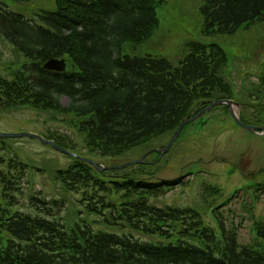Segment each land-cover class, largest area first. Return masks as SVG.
<instances>
[{
    "label": "trees",
    "instance_id": "1",
    "mask_svg": "<svg viewBox=\"0 0 264 264\" xmlns=\"http://www.w3.org/2000/svg\"><path fill=\"white\" fill-rule=\"evenodd\" d=\"M8 1L29 6L33 0H0V38L23 57L0 75V113L56 115L82 136L89 154L114 158L143 149L171 138L184 119L212 102L235 97L223 75L229 53L217 43L189 42L178 64L123 53L125 44L151 37L159 25L157 8L166 0H56L55 9L35 11L12 10ZM200 13L204 36L232 38L264 21V0H202ZM59 58L69 60L73 71L44 68ZM64 96L71 101L66 107L60 103ZM257 112L254 122L264 126V106ZM249 119L241 116L257 125ZM48 139L76 148L61 134ZM11 151L0 138V264H264V220L253 210L264 184L250 187L255 200L236 205L240 214L234 205L227 209L231 199L213 206L222 189L207 188L213 225L193 207L159 206L160 198L186 182L157 178L166 163L153 158L156 151L148 162L103 173L69 156L73 161L52 182L78 196L77 202L71 196L43 199L46 182L30 197V210L21 211L14 201L27 165L10 158ZM65 203L81 207L77 220L54 214ZM244 210L253 221L249 244L239 242ZM84 213L99 220L90 223Z\"/></svg>",
    "mask_w": 264,
    "mask_h": 264
},
{
    "label": "rangeland",
    "instance_id": "2",
    "mask_svg": "<svg viewBox=\"0 0 264 264\" xmlns=\"http://www.w3.org/2000/svg\"><path fill=\"white\" fill-rule=\"evenodd\" d=\"M8 3L15 11L23 8L33 11L56 8V0H33L29 6H23L17 1H8ZM201 7L202 0H166L157 8L159 25L151 37L142 43L125 44L122 48L123 53L138 57L160 56L173 64H178L187 56L189 42L219 44L229 53V64L223 75L232 83L235 92V97L223 100L234 101L238 104L235 108L236 114L240 117L242 115L250 117L249 120L254 122L258 109L264 106L262 83L264 81V21L232 38L206 37L202 34ZM22 59L23 57H19L11 45L0 38V75L6 73L10 64ZM57 60L63 61V59ZM70 102L67 96L60 98L62 106L66 107ZM224 107L226 106H216L214 112L207 113L202 119L187 127L167 157L164 156L165 159H162L166 165H161V171L157 175L158 179L174 180L180 177L186 182L179 184L174 191L171 190L165 197L160 198L159 206L193 207L203 214L207 223L213 225L217 224L212 212L214 205L223 206V203L231 199L227 209L234 205L237 214H240L236 205H241L248 197L255 200L250 187L255 182L264 184V135L253 134L235 124L230 114L224 113ZM57 117L55 115V118L51 119L49 114H42L32 109L5 111L0 114V133H30L46 140L61 134L67 143L76 146L71 150L76 156L86 157L106 167L120 166L143 157H145L144 161L148 162L151 151L148 148L169 143L172 138L155 141L143 149L135 148L122 156L103 158L89 154L84 147L82 136L70 123L56 120ZM204 122L207 123L203 128ZM254 123L257 124L255 127H263L258 124L259 122ZM4 142L12 147L10 156H15L18 161L27 165L28 177H24L26 181L23 179L22 190L15 194L14 201L21 211L30 210V197L36 196L37 192L41 191V187H46V182L49 186L44 188L43 199L52 202L54 199L69 200L71 196L70 199L77 202L78 196L65 192L61 184L52 182L55 172L70 164L72 158L39 139L5 138ZM145 148L148 150L145 151ZM210 187L222 189V196L213 200L215 202L212 208L208 206L213 198H209L207 192L205 193ZM237 191L240 192L238 196H236ZM81 210L78 205L68 209L65 203L55 208L53 212L58 216L77 220ZM253 210L258 218L264 220V196ZM242 214L244 220L243 226L239 225L241 228L239 242L249 244L252 240L250 225L253 221L249 214L246 215L245 210ZM84 216L90 223L99 220V217L88 216L86 213ZM232 217L229 218L230 221ZM240 220L241 217L238 218L237 223ZM94 226L98 228V225Z\"/></svg>",
    "mask_w": 264,
    "mask_h": 264
},
{
    "label": "water",
    "instance_id": "3",
    "mask_svg": "<svg viewBox=\"0 0 264 264\" xmlns=\"http://www.w3.org/2000/svg\"><path fill=\"white\" fill-rule=\"evenodd\" d=\"M63 62V64H62ZM58 61V60H55V59H52L50 61H48L44 68L47 69V70H50V71H70L71 70V67L70 65H66V63L64 61ZM219 105H228L230 107V113H231V116L233 117L234 121L236 122L237 125L241 126L242 128L250 131L251 133L253 134H257V135H264V128L260 129V128H257V127H251V126H248L246 124H244L240 117L236 114L235 112V108L238 107V104H236L234 101L232 100H220V101H215L213 102L212 104H210L207 108H205L204 110H202L201 112H199L195 117L193 118H186L182 123L181 125L179 126V128L177 129V131L175 132V134L173 135V137L171 138L169 144L163 148V149H160L159 151L162 153L161 154V157H163L172 147V145L174 144V142L177 140V138L180 136L183 128L195 121L196 119H198L201 115H203L204 113L208 112L210 109L216 107V106H219ZM0 137H11V138H22V137H29V138H33V139H39L41 140L43 143L45 144H49L51 145L53 148L59 150V151H62V152H65L68 154V152H66L63 148H61L60 146H57L56 144H54L52 141H48V140H45L43 139L42 137L38 136V135H35V134H30V133H18V134H0ZM145 157L139 159V160H135V161H132V162H128V163H125L123 165H120V166H110V167H100L98 164H96L95 162H93L92 160L90 159H82L84 162H87L89 164H91L92 166H94L95 168L98 169L99 172H103V171H108V170H117V169H124L126 167H129L131 165H138L140 163H142L144 161Z\"/></svg>",
    "mask_w": 264,
    "mask_h": 264
}]
</instances>
